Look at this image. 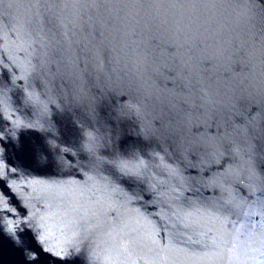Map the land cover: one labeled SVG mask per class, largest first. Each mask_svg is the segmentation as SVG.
<instances>
[{
  "label": "water",
  "instance_id": "95a60500",
  "mask_svg": "<svg viewBox=\"0 0 264 264\" xmlns=\"http://www.w3.org/2000/svg\"><path fill=\"white\" fill-rule=\"evenodd\" d=\"M0 264H264V0H0Z\"/></svg>",
  "mask_w": 264,
  "mask_h": 264
}]
</instances>
